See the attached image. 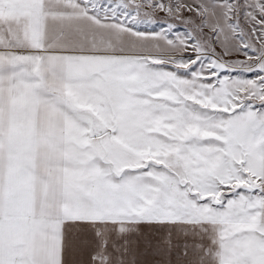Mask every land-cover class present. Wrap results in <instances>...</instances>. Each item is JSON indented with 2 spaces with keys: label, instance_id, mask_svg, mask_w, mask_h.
I'll return each instance as SVG.
<instances>
[{
  "label": "snow or ice",
  "instance_id": "snow-or-ice-1",
  "mask_svg": "<svg viewBox=\"0 0 264 264\" xmlns=\"http://www.w3.org/2000/svg\"><path fill=\"white\" fill-rule=\"evenodd\" d=\"M0 264H264V0H0Z\"/></svg>",
  "mask_w": 264,
  "mask_h": 264
}]
</instances>
